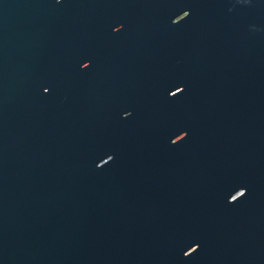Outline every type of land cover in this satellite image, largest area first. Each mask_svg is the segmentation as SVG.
<instances>
[{"label":"water","instance_id":"95a60500","mask_svg":"<svg viewBox=\"0 0 264 264\" xmlns=\"http://www.w3.org/2000/svg\"><path fill=\"white\" fill-rule=\"evenodd\" d=\"M0 264H264V0H0Z\"/></svg>","mask_w":264,"mask_h":264}]
</instances>
